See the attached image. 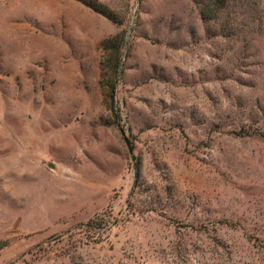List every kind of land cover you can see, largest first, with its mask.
Instances as JSON below:
<instances>
[{"label": "rangeland", "instance_id": "obj_1", "mask_svg": "<svg viewBox=\"0 0 264 264\" xmlns=\"http://www.w3.org/2000/svg\"><path fill=\"white\" fill-rule=\"evenodd\" d=\"M0 264H264V0H0Z\"/></svg>", "mask_w": 264, "mask_h": 264}, {"label": "trees", "instance_id": "obj_2", "mask_svg": "<svg viewBox=\"0 0 264 264\" xmlns=\"http://www.w3.org/2000/svg\"><path fill=\"white\" fill-rule=\"evenodd\" d=\"M130 150L133 151V147L130 145Z\"/></svg>", "mask_w": 264, "mask_h": 264}]
</instances>
